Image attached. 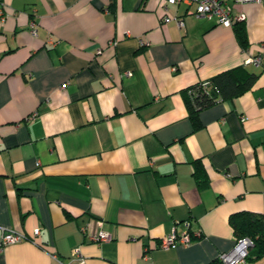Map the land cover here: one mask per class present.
Returning <instances> with one entry per match:
<instances>
[{
    "label": "crops",
    "instance_id": "0c3cea01",
    "mask_svg": "<svg viewBox=\"0 0 264 264\" xmlns=\"http://www.w3.org/2000/svg\"><path fill=\"white\" fill-rule=\"evenodd\" d=\"M165 4L0 0V237H30L0 264H54L76 247L86 264H208L235 245L230 214L264 216V61L247 63L264 51V2L233 4L247 48L195 5ZM238 65L256 83L196 128L182 91ZM99 220L111 241L90 238ZM185 220L202 236L161 248Z\"/></svg>",
    "mask_w": 264,
    "mask_h": 264
},
{
    "label": "trees",
    "instance_id": "16d2710c",
    "mask_svg": "<svg viewBox=\"0 0 264 264\" xmlns=\"http://www.w3.org/2000/svg\"><path fill=\"white\" fill-rule=\"evenodd\" d=\"M232 27L239 44L247 48L249 40L245 20H235ZM258 77V72L245 65H238L185 88L182 95L194 126L196 128L202 126L199 118L201 110L212 106L219 100L241 96L254 86ZM195 162L194 176L198 184L203 186L208 181L206 168L200 160ZM229 223L236 240L248 237L253 241L247 257L249 262L264 257V216L262 213L252 210L236 211L230 214ZM208 264H221V261L217 258Z\"/></svg>",
    "mask_w": 264,
    "mask_h": 264
},
{
    "label": "built area",
    "instance_id": "2783aa9c",
    "mask_svg": "<svg viewBox=\"0 0 264 264\" xmlns=\"http://www.w3.org/2000/svg\"><path fill=\"white\" fill-rule=\"evenodd\" d=\"M165 2V9H167L168 4H177L181 2L195 5L194 13L197 16L213 18L224 26H231L235 20H245L246 17L242 12H234V3H262L264 0H165ZM0 12L2 14V11ZM169 19H171V17L166 15L165 20ZM174 19H176L179 26L184 24L181 17L175 16ZM30 28L32 34L37 35L38 23L35 20L31 21ZM263 61L264 51L250 55L247 58V63H251L254 66L262 65ZM126 74H131V72H126ZM35 115L36 113L32 114L29 118H33ZM97 223L99 225V229L96 232L91 233L90 238L92 241H95L98 244L111 241L113 239L112 233L102 228L103 222L101 220L97 221ZM184 223L186 226L185 231L177 233L174 230L171 234L164 236L160 243L161 248L168 249L177 245L188 246L193 242L194 238L202 236L201 231L193 232L191 230L190 220H185ZM2 229L3 232L0 237V250H3V248L8 244L18 243L30 239V237L21 231L6 228ZM39 231L40 229L37 228L35 230V234L37 235ZM252 246L253 241L250 238L245 237L238 239L230 250L220 252L218 258L221 261V264H250L247 257ZM51 257L55 260L54 264H70L72 261H75L76 264H86V257L84 256L81 247L74 248L68 259H63L56 253H51Z\"/></svg>",
    "mask_w": 264,
    "mask_h": 264
},
{
    "label": "rangeland",
    "instance_id": "374dc122",
    "mask_svg": "<svg viewBox=\"0 0 264 264\" xmlns=\"http://www.w3.org/2000/svg\"><path fill=\"white\" fill-rule=\"evenodd\" d=\"M252 264H262V261H258V262L252 263Z\"/></svg>",
    "mask_w": 264,
    "mask_h": 264
}]
</instances>
